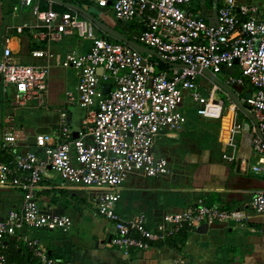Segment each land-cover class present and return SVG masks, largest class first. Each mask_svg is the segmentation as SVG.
<instances>
[{"label":"built area","instance_id":"1","mask_svg":"<svg viewBox=\"0 0 264 264\" xmlns=\"http://www.w3.org/2000/svg\"><path fill=\"white\" fill-rule=\"evenodd\" d=\"M19 1L28 5L31 0ZM92 1L99 8L110 7L116 21L136 23L140 28L138 45L184 67L158 71L150 55L96 36L89 20L51 8L42 11L37 5L31 7L39 26L24 23L16 28L17 33L28 29L36 41L47 44L76 34L90 42L89 49L64 56L35 49L31 56L42 63L23 65L14 60L10 40L6 39L0 55L4 91L10 90L14 107L30 103L41 107L51 67L72 69L77 83L74 91L65 93V104L86 109V115L76 131L67 121V112L61 111L51 133L35 135L34 145L41 149V157L27 151L0 161V187L17 189L23 195L20 209L0 220V264H15L8 263L3 241L17 236L18 231L68 230L72 226L69 216L44 211L38 205L36 193L44 176L58 177L62 187L101 190L95 213L112 223L115 233L108 246L124 256L164 243L195 224L241 223L248 210L264 214V190L256 191L245 209H222L199 201L184 210L165 213L152 224L144 214L124 220L115 211L120 187L128 177L169 174L168 161L156 156L153 147L157 139H171L183 131L187 101L199 118L222 120L225 100L216 96L222 89L202 70L215 77L224 75L227 86L251 87L249 97L242 96L241 101L256 117L252 148L264 158V19L255 17L256 8L237 5V0H217L216 23L207 24L188 10L192 0ZM199 80L208 84H199ZM18 132L12 126L2 130L5 148L17 143ZM241 170H245L244 165ZM252 171L264 175V162L253 166ZM20 240L41 264H71L49 257L36 239L24 236Z\"/></svg>","mask_w":264,"mask_h":264},{"label":"crops","instance_id":"2","mask_svg":"<svg viewBox=\"0 0 264 264\" xmlns=\"http://www.w3.org/2000/svg\"><path fill=\"white\" fill-rule=\"evenodd\" d=\"M80 1L81 4L77 3V0H31L28 5H22L19 0H6L5 3L0 1V55L6 39L10 40L13 58L16 61L22 51H25L32 59L36 60L35 64L42 63V60L31 56V51L35 49H48L54 56H64L72 51L86 53L90 42L79 38L76 34L64 35L60 41L70 38L69 43L54 47L52 50L50 44L53 42L47 44L36 41L28 29L21 34L16 31V28L24 23L31 27L39 26V22L31 13V7L37 5L42 10L40 7L42 3L46 5V9L42 11L49 8L54 10L53 5H60L69 9V12L65 13L76 14L79 19L89 20L81 13L67 7V4L82 9L92 17L94 16L91 11L104 16L113 14L110 7L102 9L97 7L92 0ZM236 3L237 5L255 7V17L264 19V0H237ZM218 7L217 0H192L187 6L189 11L202 18L207 24L216 23ZM24 9L28 10L27 13L23 12ZM90 22L95 27L96 36L102 38L104 33L92 21ZM101 23L103 24V22ZM19 35L20 37H18ZM137 36L138 34L135 36L136 41ZM108 38L114 39L105 34L104 39L109 41ZM131 41L134 42V40ZM51 63L55 65L54 61ZM66 70L73 71L72 69ZM223 81L224 75L220 82L223 83ZM0 85L2 93L7 95L1 79ZM227 87L236 95L240 105L246 108L241 99L242 96L251 92V87L248 85ZM201 90L204 92L203 88ZM221 91L218 96L225 100L223 118L220 121L208 122L211 128L216 123L220 124L219 129L214 132L217 135V145L211 149H198L196 143L190 140L192 133L188 124L184 126L183 131L171 138L178 142H175L170 153L168 151V156L166 150L162 146L157 147L155 143L153 153L156 156L167 158L168 165L176 163L177 151L185 156V158L184 156L179 157L184 158L186 166L172 165V172L169 175L154 179L138 175L128 177L120 187V200L116 204V213L122 219L130 220L139 214H144L148 223L152 224L165 213L184 210L199 201L205 206H216L222 209H245L253 194L256 191L264 190V175L252 171L253 166L261 165L264 162V158L256 154L252 148L253 129L257 123L256 117L247 108L245 112L239 109L230 96L223 90ZM224 93L227 94L230 101L227 100ZM45 105L46 103L43 106ZM186 105L188 109L184 112H192L193 109H190L192 104L187 101ZM66 112L68 123H71L70 126L77 131L83 117L77 119L73 113ZM10 117L13 120L12 114H4L0 122V161H7L15 154L27 151L35 152L41 157L42 151L35 147L34 136L51 133L58 125L59 117L58 122L49 127L44 126L45 129L42 132L19 129L13 123H9ZM198 119L201 118L198 117ZM6 126L18 129L20 135L17 143L10 148H5L2 143V130ZM211 128L210 130L214 131ZM75 134L76 132H74ZM179 141H184V143ZM178 148L181 149L178 150ZM242 165L245 167L244 171L241 170ZM48 171L49 174H52L50 167ZM65 190L72 192L71 195L66 194ZM77 190H81L80 187L60 186V181L56 176L53 178L44 176L36 193L38 205L44 211L69 216L72 226L68 230L24 228L17 232V236L6 238L3 241L6 246L5 253L8 254L12 248L21 249L23 244L24 248L22 249L33 258L32 264H41L37 262L38 259L33 256L32 251L20 240L21 237L26 236L31 240H38L52 258H60L71 264H264V214L248 210L247 218L241 223L195 224L164 242L163 244L166 245L164 247L132 251L129 256H124L116 248L108 246L115 233L112 223L95 213L96 205L90 204L84 199L76 200L74 191ZM22 198L23 195L19 190L0 187V220L4 219L10 211L19 210ZM70 201H75V205L68 210Z\"/></svg>","mask_w":264,"mask_h":264},{"label":"rangeland","instance_id":"3","mask_svg":"<svg viewBox=\"0 0 264 264\" xmlns=\"http://www.w3.org/2000/svg\"><path fill=\"white\" fill-rule=\"evenodd\" d=\"M0 1L2 3H5L6 0H0ZM27 8H29V7H27ZM27 11H28L27 9H24L23 12L27 13ZM91 12L93 13V16L95 18H97L98 20L103 22L104 25L108 26L110 29L114 30L117 33H122V31L125 28L126 29L128 28V30H129L130 28L133 27L131 24H119L115 20V17L113 14H108L107 16H104V15H100L99 13H97L95 11H91ZM136 35H137V33L135 31V36ZM18 37H20V35ZM133 37H134V35H133ZM69 40H70V38H64L63 41H60L59 43L53 42L50 44L51 49L53 50L54 47H60V46L66 45L69 43ZM18 58H19V59H17L18 62L20 64H23V65L37 63L36 60L32 59L29 56V54L25 51H22L21 56ZM215 78L222 81L223 75L217 74ZM76 83H77V78H76L75 73L73 71H67L66 69H63L60 67H52L50 69L48 81H47L48 89H47V94L45 97L46 105L42 106V107H37V106H35L34 103H30L29 106L15 107V108H14V105L11 101L10 90L7 89V95H5L2 93V87L0 85V122H1V118L4 114H9V115L12 114L13 120H11V117H10L9 123H13V125L15 127L19 128V129L22 128V129H24V131L29 129V130L42 132V130L45 129L44 126L49 127L52 124H54L55 122H58V117H59L60 111H68L70 114L73 113L74 117H76L77 119H79L81 117H85L86 109H81L78 107L71 108L65 104V93L67 91H74ZM198 83L203 84V85L208 84L207 82L204 83V82H201L200 80L198 81ZM234 89L239 91L238 88L234 87ZM216 96H218V94ZM190 109L194 110L192 105L190 106ZM200 120L201 121L204 120L205 122L207 121V123L208 122H216L215 120H211V119H203L202 120V118H201ZM204 121H203V123H204ZM194 126H195L194 127L195 130H193V132H196V133L203 132L202 131V128H204L203 125L195 124ZM182 142L184 143V141H182ZM182 142H180V143H182ZM156 146L157 147L162 146L164 148V150H166L165 152H166V155L168 156L169 155L168 151L170 153V150H173L174 145H173V142L170 140L159 139L156 142ZM179 149H181V148H178V150ZM176 155H178V157L176 158L177 159L176 163L173 162L171 164L173 166H177V167L178 166H186L184 164L185 156L183 155V153H177V151H176ZM179 156H184V158H181ZM168 159L171 160V158H168ZM166 160H167V158H166ZM171 166L169 164V174L172 172ZM80 189L81 190L74 191V193H75L74 198L76 200L84 199L85 201L87 200L88 203L96 205V199H97L96 195L101 193L102 191L98 190V189H93V188H80ZM65 193L71 195L72 192H70L69 190H65ZM73 205H75V201H73V202L70 201L69 205H68V210H70L71 206H73ZM150 212L151 211L149 210V213ZM21 247L24 248L23 244L21 245ZM37 262L40 263L39 259Z\"/></svg>","mask_w":264,"mask_h":264},{"label":"trees","instance_id":"4","mask_svg":"<svg viewBox=\"0 0 264 264\" xmlns=\"http://www.w3.org/2000/svg\"><path fill=\"white\" fill-rule=\"evenodd\" d=\"M77 3L81 4V1L77 0ZM40 7H41L42 10L46 9V5L44 3H42L40 5ZM52 8L54 10L60 12V13L69 12V9H67V8H65L63 6H60V5L59 6H56V5L54 6L53 5ZM118 23L119 24H123V23H120V22H118ZM128 24H131L133 26V27L132 26L131 27L136 31L137 34L140 32V28H139V26L136 23H128ZM132 28H130L131 30L130 29L128 30V28L127 29L125 28L122 31V33H119V34L124 35V37H126L128 40H134V42L138 43L135 40V31ZM133 35H134V37H133ZM108 40L110 42H118L117 40H114V39H111V38H108ZM150 59H151V62H154L156 64V69L158 71H166L169 68L167 65L162 64L161 62H159L154 57H150ZM185 116H186V124H188V126L191 129V133H192L191 137H190V140H192V141H194L196 143L198 149H200V150L211 149L212 147H215L217 145V135H216V133L214 134V132L217 129H219V127H220L219 123H216L211 128L210 124L205 123V122L203 123V121H201V120H199L197 118L199 116H197L195 110H193L192 112H190V111L187 112L186 111L185 112ZM195 124L203 125L204 126V128H202L203 132H200V133L193 132V130H195V128H194ZM210 128L213 129L214 131H211ZM166 140L172 141L173 145H175V142H178V141H174L173 139H170V138H166ZM6 158H7V156L5 155V159ZM151 179H154V178H151ZM115 211H116V209H115ZM164 246H166V245L163 244V243H159V244L155 245L154 247L161 248V247H164ZM6 256H7L8 263H15V264H32L33 263V258L31 257V255L29 253H27V252L25 253V251L22 248L21 249L12 248L11 250L8 251V254L6 253ZM48 256L51 257L50 255H48Z\"/></svg>","mask_w":264,"mask_h":264},{"label":"water","instance_id":"5","mask_svg":"<svg viewBox=\"0 0 264 264\" xmlns=\"http://www.w3.org/2000/svg\"><path fill=\"white\" fill-rule=\"evenodd\" d=\"M53 1H57V0H53ZM66 6L69 7L70 9H72V10H75V11L81 13L87 19L92 21L104 33V35H102V38H104L105 34H106V35H108V36H110V37H112V38H114V39H116L118 41L126 43L131 48H133L134 50H136L137 52H139L141 54H149L150 56L154 57L155 59H157L159 62H161L164 65H168L170 67H177V68H183L184 67V65H182V64L168 62L165 59H163L160 55H158L156 52H154L153 50H150V49H147V48H145V47H143L141 45H138V44L134 43L133 41L128 40L126 37H124L122 35H119L118 33H115L114 31H112L111 29H109L108 27L103 25L100 21H98L97 19H95L94 17H92L90 14L86 13L82 9H80L78 7H75L73 5H70V4H67ZM201 72L205 76H207L211 81H213L215 84H217L224 92H226L239 109H241L244 112L246 111V108L242 107L240 105L239 101L236 98V95L226 85L221 83L217 78H215L208 71L202 70ZM245 97L248 98L249 95H245ZM74 137H76V134L74 135Z\"/></svg>","mask_w":264,"mask_h":264}]
</instances>
